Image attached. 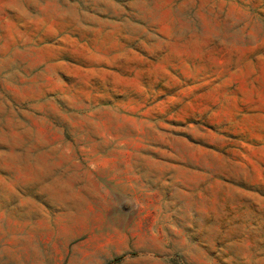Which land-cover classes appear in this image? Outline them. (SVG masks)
Here are the masks:
<instances>
[{"label":"rangeland","instance_id":"rangeland-1","mask_svg":"<svg viewBox=\"0 0 264 264\" xmlns=\"http://www.w3.org/2000/svg\"><path fill=\"white\" fill-rule=\"evenodd\" d=\"M0 264H264V0H0Z\"/></svg>","mask_w":264,"mask_h":264}]
</instances>
